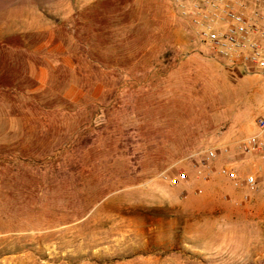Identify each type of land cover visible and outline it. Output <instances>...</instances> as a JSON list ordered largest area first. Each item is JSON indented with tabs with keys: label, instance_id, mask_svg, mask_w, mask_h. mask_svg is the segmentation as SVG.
<instances>
[{
	"label": "rangeland",
	"instance_id": "374dc122",
	"mask_svg": "<svg viewBox=\"0 0 264 264\" xmlns=\"http://www.w3.org/2000/svg\"><path fill=\"white\" fill-rule=\"evenodd\" d=\"M261 118L167 0H0V264H264Z\"/></svg>",
	"mask_w": 264,
	"mask_h": 264
},
{
	"label": "built area",
	"instance_id": "2783aa9c",
	"mask_svg": "<svg viewBox=\"0 0 264 264\" xmlns=\"http://www.w3.org/2000/svg\"><path fill=\"white\" fill-rule=\"evenodd\" d=\"M167 3L211 58L245 76L264 78V0H167ZM255 126L257 132L239 142L237 149L246 156L264 160V118ZM231 153L230 145L215 147L207 153V160L215 163ZM221 173L236 188L254 190L257 186L254 175L241 178L236 162L227 163ZM165 179L179 184L188 181V176L179 173Z\"/></svg>",
	"mask_w": 264,
	"mask_h": 264
},
{
	"label": "crops",
	"instance_id": "0c3cea01",
	"mask_svg": "<svg viewBox=\"0 0 264 264\" xmlns=\"http://www.w3.org/2000/svg\"><path fill=\"white\" fill-rule=\"evenodd\" d=\"M257 132V128L255 125H245L243 127H235L231 128L228 131L222 133V139L219 137V141H222L221 145H230L232 147V151L235 153V148L239 144V138L244 136H252ZM237 153V152H236ZM240 153V152H239Z\"/></svg>",
	"mask_w": 264,
	"mask_h": 264
}]
</instances>
